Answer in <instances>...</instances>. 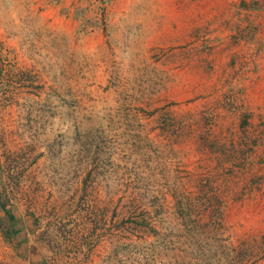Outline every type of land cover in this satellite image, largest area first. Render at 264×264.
Segmentation results:
<instances>
[{
    "label": "rangeland",
    "instance_id": "1",
    "mask_svg": "<svg viewBox=\"0 0 264 264\" xmlns=\"http://www.w3.org/2000/svg\"><path fill=\"white\" fill-rule=\"evenodd\" d=\"M0 264H264V0H0Z\"/></svg>",
    "mask_w": 264,
    "mask_h": 264
},
{
    "label": "trees",
    "instance_id": "2",
    "mask_svg": "<svg viewBox=\"0 0 264 264\" xmlns=\"http://www.w3.org/2000/svg\"><path fill=\"white\" fill-rule=\"evenodd\" d=\"M4 210H5V209H4ZM6 214L10 215L12 220L15 219V216H14L13 214H11L9 210L6 212Z\"/></svg>",
    "mask_w": 264,
    "mask_h": 264
}]
</instances>
